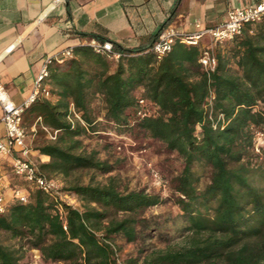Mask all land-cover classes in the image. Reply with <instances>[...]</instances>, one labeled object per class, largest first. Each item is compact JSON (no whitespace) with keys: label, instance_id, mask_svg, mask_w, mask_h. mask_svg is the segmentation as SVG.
Listing matches in <instances>:
<instances>
[{"label":"trees","instance_id":"trees-1","mask_svg":"<svg viewBox=\"0 0 264 264\" xmlns=\"http://www.w3.org/2000/svg\"><path fill=\"white\" fill-rule=\"evenodd\" d=\"M112 44L117 59L80 45L63 65L49 67L57 99L40 98L24 112L29 122L40 118L36 133L57 130L54 140L35 146L49 156L39 170L47 177L78 169L107 173L111 165L94 152L77 151L76 137L142 130L183 159L168 187L188 224L182 244L152 250L142 264H264V162L253 152L254 130L264 131V20L216 44L209 73L198 61L199 45L176 42L157 58L149 48ZM139 99L148 113H137ZM94 101L101 103L100 120ZM64 190L82 207L34 187L26 202L8 204L0 230L23 243L0 244V264H30L24 246L47 263L117 264L115 236L134 241L139 215L162 199L159 193L121 192L114 177L75 181Z\"/></svg>","mask_w":264,"mask_h":264},{"label":"crops","instance_id":"crops-1","mask_svg":"<svg viewBox=\"0 0 264 264\" xmlns=\"http://www.w3.org/2000/svg\"><path fill=\"white\" fill-rule=\"evenodd\" d=\"M258 1L0 0V84L10 99L19 104L30 93L42 61L67 48L91 41H110L125 50L150 48L163 28L194 33L220 24L230 9L250 7ZM207 44L209 38L205 36L199 48ZM56 99L53 95L50 100ZM25 121L26 115H23V125ZM37 121L29 123L30 135L24 127L30 158L39 167L49 161V156L40 154L33 144ZM53 131L46 129L48 138L51 139ZM4 134L0 120L1 139ZM15 156L16 153L0 156V193L8 203L15 200L14 191L28 196L32 188L13 173Z\"/></svg>","mask_w":264,"mask_h":264},{"label":"rangeland","instance_id":"rangeland-1","mask_svg":"<svg viewBox=\"0 0 264 264\" xmlns=\"http://www.w3.org/2000/svg\"><path fill=\"white\" fill-rule=\"evenodd\" d=\"M94 113L101 119L102 110L99 101L93 102ZM29 120L24 123L30 132ZM255 143L253 152L258 160L264 162V131L254 130ZM80 140V149L86 153L94 152L96 157L111 165V171L78 169L69 176L50 174L59 184L61 199L81 208L82 201L78 196L68 193L66 189L75 181L79 184L106 183L108 177H114L117 188L121 192L139 190L145 193L161 195V202L146 208L139 215L136 227V238L127 241L122 235L114 238L113 246L116 250L117 264H142L143 258L152 250L176 247L182 244L184 236L188 233L187 221L176 204V196L169 190L168 183L178 175L183 167L182 157L166 149L158 140L147 137L142 130L131 134H117L113 130L90 132L76 137ZM33 144L43 139H49L47 132L36 133L32 137ZM200 172V168H196ZM204 179L201 178V186ZM23 242L14 239L9 233L0 230V244L18 248ZM25 260L30 264H65L43 262L36 249L24 246ZM131 261V262H129Z\"/></svg>","mask_w":264,"mask_h":264},{"label":"built area","instance_id":"built-area-1","mask_svg":"<svg viewBox=\"0 0 264 264\" xmlns=\"http://www.w3.org/2000/svg\"><path fill=\"white\" fill-rule=\"evenodd\" d=\"M262 20H264V0H259L250 7H234L230 9L223 22L214 27L199 29L194 33H181L173 27L163 28L157 33L149 50L157 58H161L171 50L176 42L187 45H199L200 41L207 36L209 38V44L201 47L198 61L202 68L209 73L216 66V57L213 51L214 46L216 44H223L240 35L246 25L255 24ZM87 45L95 53L102 54L108 59H117L120 56V53L114 50L113 44L110 41H91ZM72 56V48H67L59 55L45 58L41 63L30 93L19 104L14 103L10 99L0 84V120L5 129L4 138H0V156L16 153L12 163L13 173L23 178L32 187L52 196L58 195L60 186L55 179L44 175L30 158V148L26 143L23 115L25 110L36 100L40 98L51 99L53 97V90L48 80L49 67L53 63L61 66L65 63L66 58ZM211 99L212 97H210V101ZM145 104V99H139V110L137 112L139 115L148 113L144 110ZM70 110L73 116L80 120L79 115L74 112L72 106H70ZM219 118H221V115ZM56 133L57 130L51 133V139L55 138ZM1 186L2 182L0 180V188ZM13 198L19 202H26L28 196L16 190L13 192ZM8 204L4 196L0 193V214L6 212Z\"/></svg>","mask_w":264,"mask_h":264}]
</instances>
